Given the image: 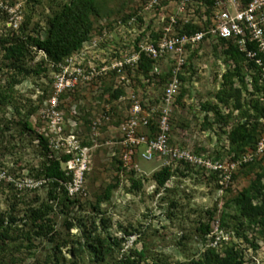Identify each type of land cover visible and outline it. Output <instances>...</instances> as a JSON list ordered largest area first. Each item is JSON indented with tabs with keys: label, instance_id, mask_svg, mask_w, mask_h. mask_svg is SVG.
Here are the masks:
<instances>
[{
	"label": "rangeland",
	"instance_id": "rangeland-1",
	"mask_svg": "<svg viewBox=\"0 0 264 264\" xmlns=\"http://www.w3.org/2000/svg\"><path fill=\"white\" fill-rule=\"evenodd\" d=\"M67 1L0 0L1 85L15 76L2 60L3 41H9L12 36L17 35L21 27L22 36L43 39L49 20ZM147 1H98L99 15L93 20L92 39L99 35L102 25L107 21L134 13L141 21L129 29L114 27L110 39L97 47L98 51L91 50L95 51V56L100 60H111L115 52L125 54L131 50L138 31L145 30L148 33L156 29L162 30L166 18L175 12L174 6L167 4L162 10L144 13L143 7ZM187 16L197 18L201 13L191 8ZM220 52L221 48L211 42H205L198 48L196 56L186 64L190 67L180 72L184 78L181 92L185 94L176 100L170 118L173 145L208 155L215 160L216 157H228V129H220L215 124L210 127L203 124L206 114L201 110V105H208L209 110H213L217 102L215 95L224 86L220 77L230 64L223 62ZM189 55L190 51L186 58ZM42 57L41 52H32L26 56L24 63L28 67H34ZM171 64L170 60L160 62L161 72H166ZM125 74L130 79L129 90L144 99L153 100L162 94L166 81L146 84L135 74ZM236 86L240 87L237 83ZM121 87L115 75H111L60 98L58 110L62 114L64 127L60 135H55L48 130L47 119L44 118L47 101L52 94L45 76L31 74L16 86L20 116L15 115L11 108L3 110L0 107V140L3 142L0 146V213L8 211L13 204L22 211L26 205L37 206L48 202L49 187L46 181L36 178V172L42 162L60 158L67 150L72 149L70 141L74 137L82 149L87 148V170L78 193L71 195L67 192L71 198L76 197V202L66 209L58 207L56 201L52 202L54 211L50 217L63 240L80 238L82 247L77 246L79 252L75 259L79 264H91L92 256L84 245L85 235L90 232L93 236L100 234L120 241L118 248L112 246V252L104 263L122 264L124 258L134 251H142L147 264H152L153 259L157 264H178L192 259L201 264L203 249L200 244V225L208 224L211 232L212 224L219 223L221 215L226 217L228 225L222 229L229 236L227 244L234 245L240 251L243 264H264V230L241 218L234 202L235 197L248 188L258 174H262L260 186L252 194L251 201L253 205L264 207V154L258 156L259 160L254 167H239L223 193L216 190L215 180L205 184L196 174L197 171L193 170V174L190 172L184 177L179 175V180L169 183L171 190L166 194H153L155 185L152 175L161 169V160L151 163L136 161V175L144 179L143 185L139 190L126 191L129 182L126 176L117 171L121 153L118 146V126L130 105L126 99L120 101L121 95L118 99L113 97L118 90H122L126 97V89ZM225 90L234 96L235 101L233 90ZM242 96L245 101H249L250 98L245 93ZM31 109H35L27 118L31 132L22 133L17 121L23 119ZM221 109L225 113V109ZM236 117L234 114L233 118ZM5 124L8 130L1 127ZM38 134L46 140V151L38 146ZM72 153L74 159L80 158L75 151ZM61 166L63 170L66 169L65 163ZM116 182H119L118 189L113 192L109 203L101 205L102 214H97L92 209L96 196L108 184ZM68 186L65 184L66 189ZM20 198L27 204L19 202ZM21 215L22 212H19L18 216ZM101 217L107 219L106 232L103 231ZM65 222L72 223L70 230L65 229ZM34 245L36 248L32 251L42 262L45 254L51 252L52 244L36 239ZM69 248L70 245L62 248V255L66 259L71 258ZM219 249L218 247L217 250ZM33 261L34 258L29 256L24 258L23 263L30 264Z\"/></svg>",
	"mask_w": 264,
	"mask_h": 264
},
{
	"label": "trees",
	"instance_id": "trees-1",
	"mask_svg": "<svg viewBox=\"0 0 264 264\" xmlns=\"http://www.w3.org/2000/svg\"><path fill=\"white\" fill-rule=\"evenodd\" d=\"M98 1L99 0H68L49 20L46 36L43 39L28 35L22 36L23 28L21 27L17 35L12 36L9 41H3L2 60L6 62L5 66L15 74V76L10 78V81L4 85L0 84V107L3 110L11 108L15 115L20 116L21 111L18 106L16 86L21 84L24 78L31 74L33 76L43 74L47 79V86L50 87V92H52L51 74L54 71L53 66L63 62L64 59L79 51L83 43L92 39L93 20L99 15ZM196 2L202 3V5L206 7L204 14L208 16L213 8L214 0H196ZM163 5H166V3H163ZM188 8H191V6H188ZM158 9L159 7H156L155 10ZM196 12H201L200 5ZM131 18H136L139 22L141 21V18L134 13L114 19L112 22L107 21V26L109 29H113L117 22L126 24ZM199 30L200 27L193 22L187 24L178 23L176 26V31L181 35L193 34ZM158 31L159 33L161 32L160 30ZM141 36L143 37L144 35ZM150 36L155 39L158 33H151ZM212 44H216L221 48L220 53L223 56V62L225 64L229 63L230 67H228L220 77L224 86L215 95L217 102L213 110H209L208 105H201V110L205 111L206 114L203 117V124L209 127L215 124L220 126V129L223 130L227 128V155L228 157H232V159H239L243 154L245 155L249 151H254L258 140L261 135L264 134V104L257 98L261 92H264V87L259 85L260 69L256 67L254 62L246 57V53L240 51L232 41L218 40ZM201 45L202 44H200L198 48ZM198 48L190 51V55L186 58L181 71L186 69V67H190L189 65L186 66V64L190 63L196 56ZM248 48L256 50V45L251 44ZM32 52H43L45 57H42L34 67H28L24 63V60L26 56L32 54ZM257 57L264 61V55L257 54ZM156 64L157 62L145 56H141L138 63V71L135 75L144 79H151L153 83L156 81H166V85L171 78L172 66H169L166 72H161L159 75L150 77V73ZM180 72L178 75L180 92L176 100L182 98L185 94L181 92V84L184 78ZM247 76L251 77L250 82L247 80ZM16 77H18V79H16ZM236 83L240 87H237ZM225 89L233 90V93L236 95L235 101L233 99L234 96L227 93ZM241 92L242 94L245 93L250 98L249 101L244 100ZM123 94L122 90H118L113 97L118 99L119 95ZM221 108L225 109V113L221 112ZM34 111L35 109L28 110L26 116L17 121L19 122L18 124L21 127L20 131L22 133L25 131L31 132V127L27 118ZM234 114L237 116L236 118H233ZM5 126H7V124L1 127L4 128ZM5 128L8 130V127ZM223 132L225 133V131ZM37 140L38 146L46 151L47 147L44 137L38 134ZM2 143L3 142L0 140V146ZM195 154L198 155L200 153L195 152ZM258 158L259 157H255L251 162L242 164L240 168L254 167V165H257ZM70 159L71 155H62L60 158L45 161L40 164L35 176L36 178L46 181L47 187H49L48 202L41 203L37 206L26 205L22 211L16 209L17 205L13 204L9 207L8 211L0 213V264H25L23 263L24 258L29 256L34 258V261L30 264H79L75 259L76 254L79 252V248L82 247L80 238L75 237L72 241L63 240L60 233L54 228V222L50 217L54 211L52 202L56 201L57 206L63 207V209H66L76 202V197L71 198L68 196L65 188V184L71 181L72 176L67 174L61 166L62 163H66ZM216 159L219 160L221 157H216ZM184 170L186 171L185 173L179 169L174 170L169 167H161V169L152 175V182H154L155 185L153 194H166L171 190L168 184L173 180H179L181 177H179V175L184 177L185 174L190 172L193 174V168L188 165L184 166ZM117 171L120 172L121 175L126 176V180L129 182V187L126 191H135L142 187L144 179L136 175L135 169L123 168L120 155ZM196 174L200 176L203 183L207 184L215 180L216 190L221 188L219 185L220 177L218 173L205 176L204 173H198L197 171ZM262 177V174H258L255 181L235 197L234 202L239 209L241 218L247 220L251 225L260 226L264 230V207L253 205L251 201L252 194L260 186ZM118 184L119 182L108 184L103 189L102 193L96 196L92 207L94 212L100 215L102 214L101 205L110 202L113 192L118 189ZM19 202L27 204V202L21 200V198ZM19 212H22L21 217L18 216ZM100 222L103 226V231L106 232L108 227L106 225L107 219L101 217ZM239 224L240 226L243 225L241 222ZM71 227L72 223L65 222L66 230H70ZM219 227L221 229L228 227L224 215H221ZM199 232L200 244L203 249L200 258L201 264H243L240 251L232 244L223 245L219 250L207 247V236L210 233L208 224L200 225ZM85 237L84 245L88 249L89 255L92 256L91 264H110L109 262L104 263L106 257L111 254L112 246L117 248L120 246V241L109 238L108 236L102 237L100 234L93 236L91 232L86 234ZM36 239L52 244L51 252L48 251L45 254L42 262L38 260V257L32 251L36 248L34 245V240ZM68 245H70V259H66V257L62 255V248ZM152 261H154L152 264H157L154 259ZM122 264L147 263L145 262V256L142 251H134L132 255L124 258ZM178 264L199 263L192 259Z\"/></svg>",
	"mask_w": 264,
	"mask_h": 264
},
{
	"label": "built area",
	"instance_id": "built-area-1",
	"mask_svg": "<svg viewBox=\"0 0 264 264\" xmlns=\"http://www.w3.org/2000/svg\"><path fill=\"white\" fill-rule=\"evenodd\" d=\"M163 3L173 5L175 12L166 18L165 26L160 33L158 29L149 31L150 33H146L145 30L138 31L128 53L115 52L111 60H100L95 56V51H91L99 50L97 47L111 37L113 29H109L105 22L97 37L83 43L79 51L53 66L52 94L47 101L44 118L47 119L48 130L52 134L60 135L64 127L62 114L58 110L60 98L74 93L83 86L115 75L118 85L126 89V97L121 95L120 101L126 99L130 105L118 126V146L121 149L120 161L123 168L137 170L138 160L147 163L161 160V167L179 169L185 173L184 166L188 165L194 171L204 173L205 176L218 173L221 187L219 192L223 193L231 183L233 174L242 164L264 154V134L258 140L255 150L239 159H232L229 156L227 159L221 157L215 160L208 155H197L188 149L173 145L170 140V118L180 92L178 75L188 51L197 49L205 42L227 40L232 41L240 51L245 52L246 57L260 69L259 85L264 87V61L257 57V54L264 55V0H214L208 16L204 14L206 7L196 0H148L143 11L151 12L156 7L162 10L166 6ZM199 5L200 17L187 16L189 9L194 8L196 11ZM190 22L196 23L200 30L183 35L176 31L178 23ZM137 23L136 18H131L126 24L117 22L115 28L129 29L135 27ZM151 33H158L157 38L153 39ZM251 44L256 45V50L248 48ZM41 54L45 57L43 52ZM141 56L157 62L150 77L161 73L160 62L170 60L172 63L170 81L164 86L162 94L153 100L144 99L129 90L130 79L125 73L135 74L138 71ZM247 80L250 82L251 77L247 76ZM142 81L153 84L151 79L142 78ZM257 98L264 104V92H261ZM71 138L72 149L67 150L65 154L71 155V159L65 163V171L72 176L66 189L72 195L78 193L87 170V148L82 149L75 138ZM74 151L80 158H73ZM228 237V234L223 233L218 222L213 223L212 230L207 236V247L221 248L229 242Z\"/></svg>",
	"mask_w": 264,
	"mask_h": 264
}]
</instances>
